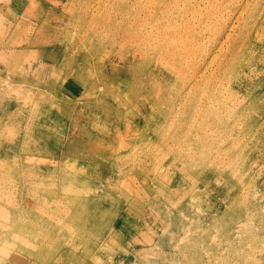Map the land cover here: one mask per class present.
<instances>
[{"label": "rangeland", "instance_id": "1", "mask_svg": "<svg viewBox=\"0 0 264 264\" xmlns=\"http://www.w3.org/2000/svg\"><path fill=\"white\" fill-rule=\"evenodd\" d=\"M223 1L218 9L209 0H0V264H184L185 249V264H207L197 170L209 173L225 150L214 162L229 182L223 153L232 142L262 155L245 176L259 178L249 197L260 208L244 242L264 241V76L260 88L241 85L264 71V0H246L233 15L237 2ZM218 10L224 17L210 22ZM256 12L261 51L242 69L223 68ZM223 26L234 36L212 51V39L227 37ZM177 32L203 35L196 53L214 60L190 95L192 56L160 49ZM181 54V77L151 72L169 58L177 70Z\"/></svg>", "mask_w": 264, "mask_h": 264}, {"label": "bare ground", "instance_id": "2", "mask_svg": "<svg viewBox=\"0 0 264 264\" xmlns=\"http://www.w3.org/2000/svg\"><path fill=\"white\" fill-rule=\"evenodd\" d=\"M209 1H210L209 4H212V6L218 8V9L220 7H222L221 5L224 2L223 0L221 2H220V0H215V1L209 0ZM235 1L237 2V4L230 10L231 12H229V13H232L231 15L236 13L242 4L246 5V3H249L246 0H235ZM252 2H253V0L250 1V3H252ZM261 3H263V2H261ZM256 4H258V3H256ZM249 6H251V5L249 4ZM247 7H248V5H247ZM260 7H262V6L260 5ZM244 10H246V8ZM261 10L263 11V9H261ZM218 11L219 12H217V13L215 12L216 14L214 13V17L211 16L210 22H212L214 18H216V20H219V19L224 17V14L222 12H220V10H218ZM262 11H260V12H262ZM260 12H259V14H260ZM239 13L240 12H238V14ZM256 14H257V12L254 13V16H253L252 20H250V22H248L244 26H242L243 28H241L240 32H239L240 35L237 34L238 36L235 37V40L233 39L234 40L233 48H231L229 45V47L231 49L230 51H233V52L231 53V55L229 57H227V58L224 57V59L222 58L223 60H225L224 62L222 61L223 63L222 62L220 63V64H222L223 68L228 67V68H230V70L233 68L242 69L244 67V64L247 62V60H248L247 58L250 55V53L251 54L257 53V52L259 53V51H261V48H259L258 40H257L258 39L257 35H258V33H260L259 32V30H260L259 26L261 23V20H260L261 17L257 19ZM257 16H259V15L257 14ZM237 19H238V17H237ZM234 21H236V20H234ZM240 22H238V23H240ZM184 24H186V23L184 22ZM187 26H188V24H187ZM185 28H187V27H185ZM182 29H184V28H182ZM233 29H234V27H233ZM233 29L231 31H233ZM188 31H190V30H188ZM228 31L229 30L227 29L226 26H223L222 28L219 29V34L220 35L227 34L226 35L227 37H226V39H221L220 36H218L216 38L213 37L214 39H212L213 41L211 43L212 44V51H215V47L217 48L219 45H220V47H219L220 50L225 49V45L228 42H230L234 36V34H232L230 32L228 33ZM234 31H236V29ZM179 36H180V34H179ZM179 36H178V38H179ZM178 38L176 36V38H174L172 40H166V42L160 43V49H161V51H188L187 54L190 53V55L192 56V58L189 62V68H188V72H187V73L193 72V75L191 73L190 75H192V76L191 77L189 76L190 79L192 78V80L189 84V87L184 92L185 95H188V94L190 95L191 93H194L198 90L197 88L199 87V83L202 81L201 79H202L203 74H204V69L206 68L204 66L210 62V60H209L210 54L209 53L202 54L200 52L196 53V51H200L199 45L203 42V39H204V36L201 35L200 33L195 32L191 35L187 34V36H182L181 37V43H179L180 40ZM206 48H208V47H206ZM160 49L156 48L157 51H160ZM204 49H205V47H204ZM230 51H229V53H230ZM221 52H218V53L220 54ZM217 56H219V55H215L214 59H216ZM162 57H163V55H162ZM194 58H195V60H194ZM174 60H175L174 58L161 60L159 65L158 64H155L154 66L152 65L153 67L151 66L150 70L153 74L155 73V75L156 74L157 75H164L165 77H167V76L181 77L183 74L182 66L184 63V58L181 54L179 68L177 70L167 68L166 64H168V62H172ZM177 61L179 62V60H177ZM211 61L214 62L213 57H212ZM213 62H210V63H213ZM220 64H218V65H220ZM220 66H217V68H219ZM192 67H193V71H192ZM208 67H209V65H207V68ZM222 67H220V68L222 69ZM213 71H214V69H213ZM228 71H229V69H228ZM217 73H219V72H217ZM221 73H223V72H221ZM219 75H221V74H219ZM246 75H248V74H246ZM242 76H244V75H242ZM263 76H264L263 70H262L261 74L257 77V79H255L257 81H250L249 80L250 78H247L246 76H244V78L241 81V85H242V87L247 86L246 87V89H247L251 84H256V86H258V83H259V88H260L261 82L258 81L259 80L258 78H262ZM216 77H218V75H216ZM217 81L218 80H216V82ZM155 84H157V82L154 79V81H151V85L153 86V88H156ZM262 91H261V89H258V92L257 91L254 92L253 96L256 95V97L259 98L260 93ZM248 109H250V107ZM258 111L264 113V105L261 106V104H259L258 105ZM245 112H247V111H245ZM123 118H124V116H123ZM126 122L127 123L130 122V118H127ZM236 146H238V145H236L235 142H232L231 147L225 153H223L225 156V157L224 156L223 157L226 158L225 160H223V163L226 162L225 164H227L229 166V170H230L229 182H225L221 178V172H222L221 167H222V165L218 164L217 162H214L215 157H219L218 155H221L220 152L225 151V150H222V151L216 150L215 151V157L213 156V159H214L213 163H215V164H211L212 160H209V163L211 162L210 163L211 165L209 164V167H210L209 173L207 171H199V169L206 168V166H202L197 170L198 171V178H197V182H196L197 183V185H196L197 193H196L195 201H197V203H198V208H199L198 210H200V212L198 213L195 220L198 223V228L196 230V231H198V234H199L198 239L200 240V242L203 245V247L201 248L202 251H198V252L201 253V255L199 254L200 256H202V255H205L206 257L208 256V263L221 264V263H218V261L224 260L223 264H253V263L254 264H261L262 263L261 261L264 260V241H261L258 238H252L253 235L251 234L252 236H249L251 238L244 242V238H245L244 233H247L248 230H251L254 227L255 223H254L253 212L260 208V205L256 202V201H258L257 197L254 196L252 198V200L249 197V192L251 189L259 190V188H260V181L258 180L259 178H257V175H255L254 178L252 179V181L246 184L245 176L253 170V167L255 165H257L259 162L260 163L263 162L262 155H258L257 153H254L250 149V147L247 145H246L247 147L245 146L244 148H242V147L239 148L240 146L239 147H236ZM211 149H213V148H211ZM205 150H210V149H204V151ZM204 151H202V152H204ZM202 152H200V153L202 154ZM209 152L207 153L208 156H209ZM199 155H198V157H199ZM200 156L202 157V155H200ZM208 159L209 158H207V160ZM220 159H222V158H220ZM220 159H218V160H220ZM240 160L241 161L243 160V162L241 165L240 164L238 165V163H240L239 162ZM199 162L200 161H198V163ZM224 167H226V166H224ZM73 178L76 180L75 177H73ZM78 178H81V177H78ZM66 180H68V179H66ZM193 208H195V207H193ZM1 215H2V213H1ZM191 222L193 225V221H191ZM184 226L186 227L187 224L184 223ZM188 228H189V226H188ZM186 231L187 230H185V233H186ZM188 232L183 237V242H185L186 240L189 239L187 236H189L190 231H188ZM250 233H252V232H250ZM25 241H23V242H25ZM181 242H182V239H181ZM181 242H179L180 243L179 246L182 245ZM16 244L13 245V247H16ZM176 246H177V248H179L178 245H176ZM176 246H175V248H176ZM249 249H250V251L251 250L254 251L252 253L254 255H252L251 252H249ZM192 250H193V248H192ZM66 252L68 254H73L72 246H71L70 250H66ZM0 253H1L3 258H5L7 256V253L5 250L2 251V249H0ZM258 253H261V254H258ZM42 254H41V256H42ZM62 256L63 255H61L60 258H62ZM182 256H183V261L185 264V260H187L189 258L186 249L182 252ZM175 259H174V262H175ZM19 260H21L23 262V264H36V263H33V261L28 262V260L25 258H23V260H22V258H20ZM196 260H197V258H196ZM195 261H194V263H195ZM60 262H61V260H60ZM191 262H192V260H191ZM189 263H190V260H189ZM205 263H206V261H205ZM195 264H198V263H195Z\"/></svg>", "mask_w": 264, "mask_h": 264}]
</instances>
